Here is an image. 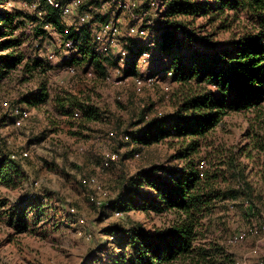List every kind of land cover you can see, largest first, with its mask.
Masks as SVG:
<instances>
[{
  "label": "rangeland",
  "instance_id": "374dc122",
  "mask_svg": "<svg viewBox=\"0 0 264 264\" xmlns=\"http://www.w3.org/2000/svg\"><path fill=\"white\" fill-rule=\"evenodd\" d=\"M135 1L142 5V0ZM35 3L47 16L49 6L42 0H8L3 5L21 14L14 31V36L21 40L19 48L27 60H43L46 73L36 71L34 77H28L21 66L8 80L0 83V152L14 160L24 174V179L15 185H0V201L5 202L0 210V264H115L124 250L118 242L119 236L105 235V230L111 226L128 229L140 223L156 234L171 228L177 220L173 213L131 211L116 216L119 211L116 199L130 178L154 167L168 170L181 167V162L173 160L180 147L177 141L163 142L141 149L137 156L124 157L137 148L131 141H125L124 135H127L124 132H135L140 127L137 123L142 115L148 121L173 113L180 102L174 93L177 85L166 76L159 77L152 85L136 83L137 79L156 78L153 70L161 62L147 27L149 41L139 36L127 37L116 48L105 50L92 32L90 25L93 22L89 23L83 28L90 33L89 49L100 54L102 59L103 56L110 57L114 62L101 61L105 75L98 73L88 62L76 65L75 74H70L66 60L76 56L77 51L82 59L81 47L67 48L56 28L57 32L54 28L45 29L46 17L43 20L37 18ZM93 3V0H86L79 11L89 10ZM104 15L96 14L95 22H105L101 20ZM233 15L230 13L223 30L216 31L219 25H224L225 20L221 19L196 32L203 36L216 33L214 41H227L255 32L257 25L252 16L242 15L236 19ZM115 19L125 24L121 25L123 34L129 27L137 25L129 13L118 12ZM65 20L66 25L72 21L71 18ZM196 24H205V19ZM83 33L79 34V41H82L79 44L84 46ZM143 41L150 46L151 52L145 50L139 57L137 75L127 76L124 73L127 65L120 63L119 55L123 51L131 53L130 48L136 52V43ZM162 64L164 62L159 66ZM118 70L123 74L118 75ZM44 83L50 93L47 105L34 108L20 102L23 95L38 91ZM67 91L91 99V103L99 108L102 121L84 127L73 125L72 119L62 116L55 99ZM19 107L28 109L30 116L18 125L14 111ZM252 124L255 130L260 127L253 113L226 116L208 138L209 145L204 147L203 155L212 157L245 145L248 142L245 134ZM72 132L79 134L72 135ZM24 152L28 157H21ZM113 153L119 155V160L117 158L118 161L106 166L108 155ZM244 162L248 160L244 159ZM250 180L262 190L254 212L239 205L242 201L229 202L218 208L207 221L208 230L198 247L209 251L217 247L218 254L210 255L208 259L195 256L192 260L171 264H264V183L255 175ZM99 186L108 193L106 199L98 190ZM106 202H114L116 207H107ZM22 210L27 212L30 223L26 231H20L17 219L12 217ZM242 233L247 234L244 240L230 242Z\"/></svg>",
  "mask_w": 264,
  "mask_h": 264
},
{
  "label": "trees",
  "instance_id": "16d2710c",
  "mask_svg": "<svg viewBox=\"0 0 264 264\" xmlns=\"http://www.w3.org/2000/svg\"><path fill=\"white\" fill-rule=\"evenodd\" d=\"M7 1L0 0V83L8 80L21 66L28 77H34L36 71L46 73L43 60H27L20 50L21 40L14 36V31L21 14L5 8L3 5ZM152 1L142 0L138 12L149 10ZM162 2L165 21L159 27L149 28L158 60L164 62L162 66H159L161 62L157 64L153 76L157 79L170 77L171 82L177 85L174 93L180 102L173 113L148 121L142 115L137 123L140 127L135 132L125 131V141H131L137 148L124 157L137 156L141 149L163 142L177 141L180 147L173 160L181 162V167L171 170L154 167L138 173L119 193L116 205L123 213H173L177 220L171 228L156 234L147 231L140 223L128 229L111 226L105 230V235L119 236L118 242L124 250L115 264H171L192 260L195 256L208 259L210 255L218 254L217 247L210 251L198 247L208 230V219L229 202L242 201L239 205L254 212L262 190H258L250 179L253 175L259 176L264 183V0ZM230 13L236 19L242 15L252 16L257 25L255 32L227 41H214L216 33L203 36L196 32L215 25L221 19L225 20L224 25H219L216 31L225 29ZM45 17V21L63 35L64 41L74 39L75 48L81 47L79 53L83 58L79 59L77 51L76 56H69L66 60L68 65L77 70L76 65L88 62L96 67L98 73L105 75L101 61L111 63L112 58L103 56L102 59L98 56L100 54L96 55L89 49L88 31H83L86 47L79 44L82 41H79L78 33L72 31L65 35L59 10L49 7ZM106 18L102 16L101 20ZM200 19H205V24L197 26ZM146 39L149 41V34ZM145 42L136 43V52L129 49L131 53L124 70L127 76L137 75L139 57L145 50L151 52ZM49 101L50 93L45 83L38 91L23 95L20 100L34 108L45 106ZM55 101L57 110L62 112V116L72 119L73 125L86 127L103 119L91 99H83L74 92L67 91L57 96ZM241 113L255 114L260 126L255 130V126L250 125L245 134L248 142L219 155L204 156L208 138L224 118ZM112 162L109 160V165ZM23 179L21 167L6 153L0 152V185L12 186ZM114 202L110 204L111 208L116 207ZM4 205L5 202L0 201V210ZM26 213L22 210L12 215L17 219L20 231L29 227Z\"/></svg>",
  "mask_w": 264,
  "mask_h": 264
},
{
  "label": "built area",
  "instance_id": "2783aa9c",
  "mask_svg": "<svg viewBox=\"0 0 264 264\" xmlns=\"http://www.w3.org/2000/svg\"><path fill=\"white\" fill-rule=\"evenodd\" d=\"M86 0H45V4L53 9L59 10L62 16V23L64 26L65 35L71 34L72 31L81 34L83 32V28L89 23L93 22L90 27L92 29L93 34L99 40V43L103 45L105 50L108 48H116L120 43V36L122 34V29L120 22L116 21L115 14L118 12L129 13L137 22V25L131 26L128 28V32L126 35L128 37L139 36L140 38H146L148 36V32L145 29L155 27V22L157 21V25L160 26L165 21V8L163 2L159 0H153L150 4L149 10H144L138 12L139 4L135 0H93L94 3L89 6V10L79 11L80 7ZM161 4V8L158 7ZM35 9V13L38 19L43 20L45 17L44 11L40 8L38 4L33 5ZM137 10V14L135 11ZM140 10V9H139ZM96 14H106L107 18L98 24L95 22ZM154 15V16H151ZM105 16V15H104ZM67 17V18H66ZM153 17H156L154 20ZM71 18V23L66 25L65 19ZM71 25V26H70ZM45 29L54 28L52 24L45 21L44 25ZM56 30V29H55ZM57 32V30H56ZM62 35V34H61ZM63 36V35H62ZM64 45L67 48L74 49L75 48V40L67 39L64 41ZM75 50V49H74ZM149 55V54H148ZM129 52L123 51L119 55L120 63L125 64L128 60ZM70 74H75L76 68L74 66H70L68 68ZM117 74H120V71H117ZM171 75V73H169ZM109 80L111 78L108 77ZM107 79V80H108ZM157 78H146L144 80H136V83L139 86L142 85H152ZM17 119V124H21V122L27 119L30 116V112L28 109L24 107L16 108L14 111ZM21 157H28V153L24 152L21 154ZM14 159H17L13 156ZM118 158L117 154H110L107 157L106 166H109V160L115 161ZM98 190L102 193L104 198L108 196V193L105 192L101 186L98 187ZM97 204L103 205L99 200L93 199ZM107 207H110V203L106 202ZM122 212H116V216H121ZM247 234L242 233L241 235L235 237L231 240V243H239L241 240L246 238Z\"/></svg>",
  "mask_w": 264,
  "mask_h": 264
},
{
  "label": "crops",
  "instance_id": "0c3cea01",
  "mask_svg": "<svg viewBox=\"0 0 264 264\" xmlns=\"http://www.w3.org/2000/svg\"><path fill=\"white\" fill-rule=\"evenodd\" d=\"M123 22H125V19H124ZM120 25L125 26L124 23H122V24H120ZM123 33H124V31L122 32V34H121V36H120V42L123 41L124 39H127V37H128L126 34H123ZM102 46H103V45H102ZM103 54H104V53H103Z\"/></svg>",
  "mask_w": 264,
  "mask_h": 264
}]
</instances>
